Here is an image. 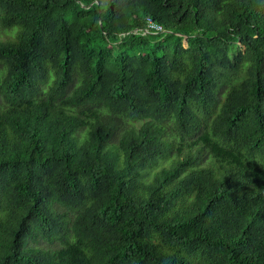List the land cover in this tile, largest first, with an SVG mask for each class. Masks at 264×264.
<instances>
[{
  "label": "trees",
  "instance_id": "trees-1",
  "mask_svg": "<svg viewBox=\"0 0 264 264\" xmlns=\"http://www.w3.org/2000/svg\"><path fill=\"white\" fill-rule=\"evenodd\" d=\"M15 24L0 264H264V0H0Z\"/></svg>",
  "mask_w": 264,
  "mask_h": 264
},
{
  "label": "rangeland",
  "instance_id": "rangeland-1",
  "mask_svg": "<svg viewBox=\"0 0 264 264\" xmlns=\"http://www.w3.org/2000/svg\"><path fill=\"white\" fill-rule=\"evenodd\" d=\"M3 31H4V29H2L1 26H0V34H2ZM184 45L186 47L187 43L185 42ZM120 127L121 128H125L127 126H126V124L124 122H122V123H120ZM116 137H117V135L114 137L113 140H115ZM194 140H195V137L189 138V139H187L186 141L183 142V145H177L176 146V151L174 153V156L175 157H184V156L190 154L191 150H192L191 153H197L198 152L197 147H193L192 149H190V147H189ZM177 142H180V141L178 140ZM178 150L181 151L180 154L178 153ZM165 164H168V160L160 161L159 164L157 166H155L153 169H149L146 172L144 180L145 181H150L151 178H152V175L154 174V172H156V171L160 170L161 168H163L165 166Z\"/></svg>",
  "mask_w": 264,
  "mask_h": 264
},
{
  "label": "clouds",
  "instance_id": "clouds-1",
  "mask_svg": "<svg viewBox=\"0 0 264 264\" xmlns=\"http://www.w3.org/2000/svg\"><path fill=\"white\" fill-rule=\"evenodd\" d=\"M23 32L24 28L22 25H12L0 34V43H18Z\"/></svg>",
  "mask_w": 264,
  "mask_h": 264
}]
</instances>
